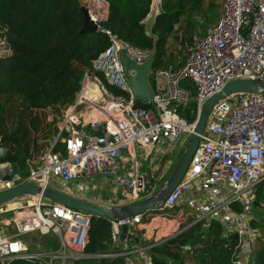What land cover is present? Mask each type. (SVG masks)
Returning a JSON list of instances; mask_svg holds the SVG:
<instances>
[{"label": "built area", "instance_id": "1", "mask_svg": "<svg viewBox=\"0 0 264 264\" xmlns=\"http://www.w3.org/2000/svg\"><path fill=\"white\" fill-rule=\"evenodd\" d=\"M220 2L222 12L217 22L208 26L204 34L193 36L182 66L151 69L153 108L137 104L129 84L135 70L129 71L123 61L126 53L143 63L152 50L136 47L107 30L111 44L94 60L93 71H85L75 100L64 107L58 121L55 143L61 140L63 149H48L42 163L24 179L10 177L12 164L0 162V193L27 181L56 188L57 179L60 184L79 181L95 190L103 187L100 183L110 181L122 196L134 201L157 195L164 185L158 187L156 183L154 173L159 165L154 163L145 170L143 154H163L188 143L186 138L194 132L205 101L227 82L238 78L264 80V0ZM94 17L98 20L99 16ZM185 79L191 80L189 86L183 84ZM191 101L196 102V107L191 109L190 119L178 107ZM91 112L95 116L88 119ZM4 153L0 146V156ZM263 180L264 93H234L213 106L189 169L162 210L178 207L196 190L193 207L202 217L217 219L238 234L236 264H249L259 235L251 226V213L257 186ZM100 196V202L94 203L115 204L107 201L106 195ZM122 196L114 200L121 201ZM26 197L33 199L32 204ZM18 202L15 208L9 204L0 207V263L26 259L72 264L86 257L90 214L42 196H24ZM233 203L240 204L242 210L234 208ZM260 204L264 208V203ZM16 209L22 211L18 213ZM9 213L15 216L5 217ZM143 215L110 220L114 252L101 256H125L129 264H139L132 260L133 256H142L160 243L140 242ZM124 225L128 226L127 244L118 248ZM33 233L45 236V241L48 235L58 236L59 245L51 247L46 242L36 247L39 250L31 249L35 246H29L23 236ZM183 248L187 250L190 245Z\"/></svg>", "mask_w": 264, "mask_h": 264}, {"label": "trees", "instance_id": "2", "mask_svg": "<svg viewBox=\"0 0 264 264\" xmlns=\"http://www.w3.org/2000/svg\"><path fill=\"white\" fill-rule=\"evenodd\" d=\"M105 1L108 3L107 14L98 17L100 28L81 31L85 20L80 0H0V40L10 49L0 53V146L5 149L0 162L12 164L10 177L26 178L42 163L48 149H63L61 140L55 143L58 121L64 107L75 100L85 71H93L94 60L111 44L107 30L136 47L153 49L154 38L145 32V20L153 0ZM159 6L154 26V32L159 36L154 69L167 66L172 58L168 38L177 24L181 20L192 24L194 13L218 11L221 2L161 0ZM190 83V79L183 81L185 86ZM137 104L153 108L150 102L138 101ZM195 107L196 102L191 101L185 107H178V111L191 119V109ZM262 202L264 180L257 186L253 205L254 209H259V216L251 219V226L259 231L250 261L253 264H264ZM232 205L242 210L240 204ZM160 211L163 210L152 212ZM148 214L143 215V223H149ZM206 221H198L151 247L150 262L187 264V256L192 254L197 264H236L238 234L227 230L222 222L213 218L204 227ZM110 234V220L92 218L84 248L86 257L72 264H129L125 256H101L114 252ZM46 242L47 239L42 246ZM155 242L146 241L148 244ZM185 245H190V248L185 250ZM0 264L44 263L14 259Z\"/></svg>", "mask_w": 264, "mask_h": 264}, {"label": "water", "instance_id": "3", "mask_svg": "<svg viewBox=\"0 0 264 264\" xmlns=\"http://www.w3.org/2000/svg\"><path fill=\"white\" fill-rule=\"evenodd\" d=\"M161 0H153L149 15L145 20V32L154 38V47L150 56L143 62L137 63L126 53H123V61L127 69L135 70L129 76V84L134 91L135 100L141 103H149L154 97V90L150 82V71L153 68L157 52V40L159 36L154 32V26L160 11ZM84 25L81 31H94L100 28L99 21L90 10L83 6ZM238 92H263L264 80L255 78H238L227 82L221 90L215 92L205 101L199 115L194 132L189 136L188 143L177 161L173 171L165 181L157 195L146 199H140L131 203L115 206L90 202L58 188L42 187L35 182L27 181L13 187L10 190L0 193V207L14 202L24 196H42L53 203L64 205L94 217L117 220L132 218L135 215L146 214L151 211L162 210L166 200L178 186L187 173L192 158L201 142V136L205 132L207 119L213 106L221 99ZM128 233V226L122 227V235L125 238ZM39 234V233H38Z\"/></svg>", "mask_w": 264, "mask_h": 264}, {"label": "rangeland", "instance_id": "4", "mask_svg": "<svg viewBox=\"0 0 264 264\" xmlns=\"http://www.w3.org/2000/svg\"><path fill=\"white\" fill-rule=\"evenodd\" d=\"M82 5L87 7L90 12L98 13L96 16H98L100 13L98 12V9L101 8L102 2L99 0H80ZM222 12V5L221 9L215 12H196L193 14V23L189 24L188 21L181 20L176 26V29L173 31V33L168 38V47L171 49L170 51H173L172 58L167 62L168 65H172L173 67L177 68L183 65V63L186 60V57L188 56V53L193 45V36L194 35H202L205 32V29L207 26L213 25L216 23L218 17L220 16ZM101 16V15H99ZM10 49L6 47V43L4 41L0 40V53H6L9 52ZM191 81V80H190ZM231 101V100H230ZM187 136V135H186ZM184 136V141H185ZM188 140V138H186ZM186 141L183 143V145L180 148L179 154L176 158H174L173 162L169 164L170 168L167 172V176L163 180H158L156 183L158 184V187L160 185L164 184L165 181L168 179L169 175L173 171L177 161L179 160L182 152L184 151L186 147ZM166 158L164 160L165 165H167ZM150 161V155L144 153L142 157V163L143 168L145 170L149 169L148 163ZM54 184L57 185L56 188L59 190L68 192L72 195H75L79 198H82L84 200H88L90 202H100L102 199L100 194L106 195L107 201H111L112 203H115L114 205H111L110 202L106 203L104 205L107 206H115V205H123L127 203H131L134 201L131 197H124L122 196L121 192L119 190H116L112 187L110 181L108 182H102L100 183L103 187H100L99 189L95 190L93 188L88 187L89 185H85V183H80L79 181L71 182L68 184L64 183H58L57 179L54 180ZM115 196H122V200H114ZM26 200H29V204H32L33 199H29V197H26ZM20 200V198H19ZM19 205L18 199L14 201V203H10V208H15ZM191 205H183L181 207H176L175 209L171 211L165 212V210L160 212H149L148 214V220L149 223H144V226L146 227V231L149 229L148 235L151 234V236L148 238V242L153 241H159V242H165L169 238H172L182 232L183 230L187 229L191 225L197 223L198 221H204V220H210L208 216L202 217V214L198 212L197 209ZM17 212L22 211V209H16ZM28 210V209H27ZM26 210V211H27ZM256 210V211H255ZM25 213H23L24 215ZM12 215L15 216L13 213L6 214L5 217H12ZM254 215L259 216V209L252 210L251 216ZM22 216V215H21ZM207 221L203 226L207 224ZM146 224V225H145ZM48 244L51 247H57L59 245V237L55 235H48L46 237ZM23 240H25L29 246H35L36 249L39 250L38 246H41L40 238L37 236L36 233H33L31 235H25L23 236ZM146 242V241H145ZM256 247V243L254 245ZM150 250L145 252V255L143 258H138L136 255L133 256L132 260L135 263L139 264H150V258H149ZM150 262V263H149ZM152 264V263H151ZM187 264H197L196 259H194L193 255L190 254L187 256ZM249 264H253V261Z\"/></svg>", "mask_w": 264, "mask_h": 264}, {"label": "crops", "instance_id": "5", "mask_svg": "<svg viewBox=\"0 0 264 264\" xmlns=\"http://www.w3.org/2000/svg\"><path fill=\"white\" fill-rule=\"evenodd\" d=\"M99 1L102 2L101 8L98 9V12L100 13L99 15L105 16L107 14L108 3L105 0H99ZM91 14L93 16H96L98 13H95V12L92 13L91 12ZM94 116H95V112H91V113L87 114L88 119L92 118ZM179 151H180V147H175L174 149H171L167 153L162 154V153H156L155 152L152 155H150V161L148 163V167H153L154 163H157L159 165V169L154 173L155 177H157L158 180L159 179L163 180L167 176V172L170 168L169 164H171L173 162L174 158L177 157V155L179 154ZM166 158H168L167 163H166L167 165H165V163H164V160ZM195 195H196V190H193L183 201H181V203L178 205V207H181L183 205H191L193 207V205H194L193 199H194ZM12 203H14V202H12ZM192 207H190V208H192ZM146 227L147 226H144V223H143V225H142V238H141L140 242H143V241L148 242V238L151 236V234L148 235V233L150 232L149 229L147 231L145 230ZM36 234L40 238V243L42 246L44 244L45 236L40 235L38 233H36ZM157 242H159V241H157ZM126 244H127L126 239L123 237V235H121V237L119 239V243L117 244V247L123 248ZM144 255L145 254H143L142 256H137V257L143 258Z\"/></svg>", "mask_w": 264, "mask_h": 264}, {"label": "bare ground", "instance_id": "6", "mask_svg": "<svg viewBox=\"0 0 264 264\" xmlns=\"http://www.w3.org/2000/svg\"><path fill=\"white\" fill-rule=\"evenodd\" d=\"M95 94H97V89L95 88ZM20 215H23V214H20Z\"/></svg>", "mask_w": 264, "mask_h": 264}]
</instances>
